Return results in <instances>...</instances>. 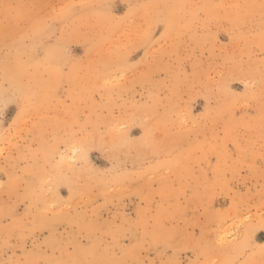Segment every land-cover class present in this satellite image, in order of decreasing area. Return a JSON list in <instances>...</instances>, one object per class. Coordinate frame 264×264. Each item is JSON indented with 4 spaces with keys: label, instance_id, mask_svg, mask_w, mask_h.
Returning a JSON list of instances; mask_svg holds the SVG:
<instances>
[{
    "label": "rangeland",
    "instance_id": "374dc122",
    "mask_svg": "<svg viewBox=\"0 0 264 264\" xmlns=\"http://www.w3.org/2000/svg\"><path fill=\"white\" fill-rule=\"evenodd\" d=\"M0 264H264V0H0Z\"/></svg>",
    "mask_w": 264,
    "mask_h": 264
}]
</instances>
